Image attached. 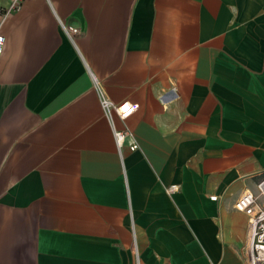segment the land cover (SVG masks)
<instances>
[{
	"label": "crops",
	"instance_id": "crops-1",
	"mask_svg": "<svg viewBox=\"0 0 264 264\" xmlns=\"http://www.w3.org/2000/svg\"><path fill=\"white\" fill-rule=\"evenodd\" d=\"M0 33V264H247L264 0H26Z\"/></svg>",
	"mask_w": 264,
	"mask_h": 264
},
{
	"label": "built area",
	"instance_id": "built-area-1",
	"mask_svg": "<svg viewBox=\"0 0 264 264\" xmlns=\"http://www.w3.org/2000/svg\"><path fill=\"white\" fill-rule=\"evenodd\" d=\"M26 0H7L5 5L0 4V16L4 19L12 12L17 11ZM70 35L80 33V28L66 27ZM5 44V36L0 33V56L2 55ZM104 110L107 114L115 112L121 119H126L135 113L138 103L130 101L113 102L109 98L102 99ZM116 142L119 147L126 143L132 150L138 147V143L133 139L132 132L129 129L114 130ZM175 190V186L169 188ZM216 198V196H212ZM236 208L244 211L248 216V240L245 246V257L247 264H264V173L256 184V190H245L235 204ZM136 255L137 251H136Z\"/></svg>",
	"mask_w": 264,
	"mask_h": 264
}]
</instances>
